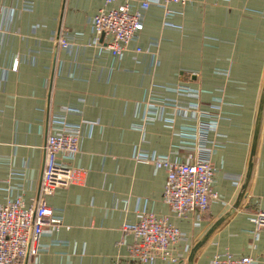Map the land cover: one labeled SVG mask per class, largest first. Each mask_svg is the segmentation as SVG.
<instances>
[{"label": "crops", "instance_id": "1", "mask_svg": "<svg viewBox=\"0 0 264 264\" xmlns=\"http://www.w3.org/2000/svg\"><path fill=\"white\" fill-rule=\"evenodd\" d=\"M127 2L141 12L143 28L117 57L106 47L110 38L97 35L94 19L123 0H0V207L37 200L44 146L58 131L53 119L82 129L70 165L86 170L85 183L47 199L62 227L45 229L43 250L31 264H143L131 256L134 238L123 228L137 224L145 210L181 230L175 255L177 264H187L193 247L235 206L245 182L264 84V0ZM61 37L69 48L57 44ZM194 103L203 114L177 115L176 106ZM210 122L217 126L203 143L183 136ZM200 147L214 167L217 197L202 217L180 219L163 200L167 172L136 157L188 162ZM259 211L264 112L246 194L194 264L225 255L264 264V230L251 221Z\"/></svg>", "mask_w": 264, "mask_h": 264}, {"label": "built area", "instance_id": "2", "mask_svg": "<svg viewBox=\"0 0 264 264\" xmlns=\"http://www.w3.org/2000/svg\"><path fill=\"white\" fill-rule=\"evenodd\" d=\"M104 1L107 5H112L122 0ZM123 1L124 4L118 8L102 10L94 19L97 35L110 38L106 47L117 57L122 56L125 47L143 28L141 12H132L127 0ZM191 1L163 0V3L185 5ZM148 6L149 2H146L143 8L147 9ZM57 44L66 49L70 47L63 37L58 38ZM17 67L18 63L14 69ZM187 92L189 96L195 94L189 90ZM176 107L178 116L194 118L203 114L199 104ZM166 122L169 125L174 123L173 120ZM51 125L56 126L58 131L48 135L44 146L45 166L37 200L30 205L20 198L8 200L0 207V264H31L43 250L45 229L48 226L54 229L62 227V220L55 216L47 199L60 188L85 183L86 170L70 165L80 152L81 127L69 124L63 118L53 119ZM215 126L216 122L206 123L200 126L199 132L185 133L183 136L203 143L208 130ZM188 157V162L172 161L160 155L136 157L138 162L152 163L156 168L167 172L163 200L180 219L190 213L202 217L208 212L211 200L217 197L212 189L215 170L209 155L200 147L197 153L189 154ZM251 221L257 231L264 230V211L255 213ZM123 229L133 235L131 256L134 259L143 264H154L156 261L179 263L175 248L184 239V234L167 218H159L145 210L137 224H127ZM211 264L256 263L249 257L235 258L225 255L214 257Z\"/></svg>", "mask_w": 264, "mask_h": 264}, {"label": "water", "instance_id": "3", "mask_svg": "<svg viewBox=\"0 0 264 264\" xmlns=\"http://www.w3.org/2000/svg\"><path fill=\"white\" fill-rule=\"evenodd\" d=\"M263 112H264V84H263V91H262L260 102H259L258 116H257L256 127H255L254 138H253V144H252V149H251L249 168H248V172L246 175L245 182H244L242 189H241V192L238 196L237 202H236L235 206L227 214H225L222 218H220L217 222H215L214 226L193 247V249L191 250V253L188 257L187 264H194L195 258L197 256L199 250L206 244V242L209 240L211 235L221 226V224L239 208L241 201L245 196L247 188H248L250 180H251V177H252V173H253L254 160H255L258 142H259V135H260V130H261V121H262V117H263Z\"/></svg>", "mask_w": 264, "mask_h": 264}]
</instances>
